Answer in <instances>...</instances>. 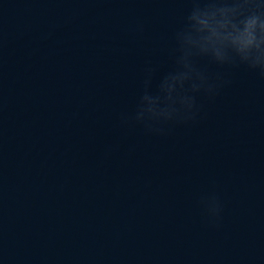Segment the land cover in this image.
Wrapping results in <instances>:
<instances>
[{"label": "water", "instance_id": "obj_1", "mask_svg": "<svg viewBox=\"0 0 264 264\" xmlns=\"http://www.w3.org/2000/svg\"><path fill=\"white\" fill-rule=\"evenodd\" d=\"M191 3L0 0V264H264V75L201 60L194 120L122 121Z\"/></svg>", "mask_w": 264, "mask_h": 264}, {"label": "clouds", "instance_id": "obj_2", "mask_svg": "<svg viewBox=\"0 0 264 264\" xmlns=\"http://www.w3.org/2000/svg\"><path fill=\"white\" fill-rule=\"evenodd\" d=\"M175 41L174 66L160 77L154 92L149 90L153 69H146L134 115L122 116V121L131 119L163 134L162 125L194 120L197 95H215L219 87V77L213 79L201 60L264 75V0H192ZM202 202L209 220L218 219V197L209 195Z\"/></svg>", "mask_w": 264, "mask_h": 264}]
</instances>
